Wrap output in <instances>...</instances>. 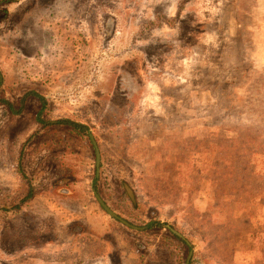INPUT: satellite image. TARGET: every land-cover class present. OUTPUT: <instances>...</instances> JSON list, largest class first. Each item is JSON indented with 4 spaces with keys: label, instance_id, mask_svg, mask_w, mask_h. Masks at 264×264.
<instances>
[{
    "label": "rangeland",
    "instance_id": "374dc122",
    "mask_svg": "<svg viewBox=\"0 0 264 264\" xmlns=\"http://www.w3.org/2000/svg\"><path fill=\"white\" fill-rule=\"evenodd\" d=\"M5 1L0 264L85 261L99 246L86 236L100 238V230L121 234L129 264H187L191 252V264H264V198L253 192L251 202L226 208L211 177L218 143L228 138L238 148L250 143L264 177V0ZM225 85L230 94L217 91ZM29 92L45 100L47 126L88 128L101 151L99 173L93 143L69 128L39 131L40 100ZM3 100L14 110L25 100L22 114L12 116ZM31 131L23 162L32 183L16 162L19 139ZM162 182L164 190L153 187ZM95 192L136 229L112 218ZM235 215L243 224L231 239ZM59 231L83 253L57 255Z\"/></svg>",
    "mask_w": 264,
    "mask_h": 264
},
{
    "label": "trees",
    "instance_id": "16d2710c",
    "mask_svg": "<svg viewBox=\"0 0 264 264\" xmlns=\"http://www.w3.org/2000/svg\"><path fill=\"white\" fill-rule=\"evenodd\" d=\"M13 3V0H6L4 4L10 5ZM5 18L8 17L9 13L4 12ZM232 89L229 88L227 85L225 86H218L217 91L220 93H229ZM35 95L36 98L40 100V109L38 113L36 114V122L39 124V131L43 128H57V127H63V128H69L70 134L72 135H78L83 140H88L91 142L90 135L88 134V128L76 124L74 122L70 121H64L59 122L54 125L47 126V122H45L43 116L45 114L46 109V103L45 100H43L42 97L37 95L34 92H29L25 96H32ZM24 96V97H25ZM224 97V96H222ZM227 97V95L225 96ZM227 99V98H226ZM230 100L227 99V102ZM1 103H5L6 107L10 109L12 116H19L22 114L24 105L26 103L25 100H21L18 106V110H14L12 105L7 101H1ZM13 112L15 115H13ZM93 145V144H92ZM23 151L22 154L24 156L25 152ZM220 148V160L216 164V166L211 171V177L212 180L215 181L218 184V191L221 192V195L225 197L224 203L226 208H233L235 204L237 203H246L248 201L249 195L253 192L258 191H264V177L257 173L254 165H253V154L255 153L252 148L249 149H243L238 151H232L229 141L227 140H220L219 144ZM21 154V157L19 158V174L22 176V178L27 182L29 181V178L23 173V156ZM70 182V179H68ZM67 182V180H64L63 183ZM30 184V183H29ZM31 185V184H30ZM166 183L162 182L157 185H154V188H159L164 190L163 186H165ZM65 194H68V190H65ZM33 197V192L30 189L27 198H25L24 203L28 202ZM156 205L151 206V217H155L158 215V212L156 211ZM231 212L230 210H228ZM243 224L242 220L235 219L233 216L230 220V227L226 230V233L228 235H231L230 238L233 239L236 237V234L239 232L240 226ZM234 226L238 227V230L234 229ZM150 230L160 231L159 228H155L154 224H151L149 226ZM170 235L181 242L183 245L188 247L187 243L180 240L176 235H174L172 232H170Z\"/></svg>",
    "mask_w": 264,
    "mask_h": 264
},
{
    "label": "crops",
    "instance_id": "0c3cea01",
    "mask_svg": "<svg viewBox=\"0 0 264 264\" xmlns=\"http://www.w3.org/2000/svg\"><path fill=\"white\" fill-rule=\"evenodd\" d=\"M24 107H25V105H24ZM19 127H15L14 129H12V131L10 130V134L18 133ZM182 131L183 130H181L180 132H182ZM30 134H32V131L27 133L25 137H22V138L19 139L18 146H20L21 148L16 149V151L19 152V154H18L19 158L21 157V154H22V151H23V147L26 145L25 144L26 137H28ZM228 139L231 141V144L233 145V147L235 149L250 147V143L247 146H242L240 148H238L237 146L235 147L233 138H228ZM16 140H17V137H16ZM21 144H23V145H21ZM25 148H24V152H27L28 150L27 149L25 150ZM22 156H23V154H22ZM19 158H18V160L16 159L18 174H19V169H18V167H19V165H18L19 164ZM23 158L25 160V154H24ZM23 169H24L23 173L27 176V178H29V174H27L26 170H25L26 168L24 166V162H23ZM28 182L32 183V180L29 178ZM31 190H32V192H34L32 186H31ZM258 192H259L258 194L260 195L259 198L261 200H263L264 191H258ZM33 195H34V193H33ZM250 199L251 198L249 197L248 201L251 202L252 200H250ZM238 216H239V214H238ZM234 217H235V219H240V218H237L236 215ZM239 217H243V216H239ZM100 233H101L100 234L101 235L100 238H98L95 234H87V236H86V238H87V240L89 242L91 240L92 241L93 240L94 241L97 240L98 243H99V246L97 245V247L93 244L94 245V247H93L94 252H93V254H91L92 258H87L84 261V258L75 256L74 258H71L69 261H68V258H65L64 262L51 261L50 264H118V263L129 264V261L131 260V250L129 249L130 246L119 238L121 234H116V233H114L112 231H110V234H109L108 232H106V230H103V232H102V230H100ZM53 235L55 236V238H53V239L55 240V242L57 244H59V245L56 244V246H55V250H56V254L57 255H59L58 251H59L60 254H62L64 250H65V252L67 254H71L69 252H73V254H75V253H83V252H81L82 248H79V246L77 244L70 245L68 243H63V241H64L63 239L64 238L60 239V237H62V235H63V231H59V232H57V233H55ZM100 242H102V245H100ZM60 245H64V246H60ZM90 245H91L90 243L87 244V250H88L87 253H89ZM187 245L189 246V243H187ZM98 249H100V250L98 251ZM132 252L133 253H137V251L134 252L133 250H132Z\"/></svg>",
    "mask_w": 264,
    "mask_h": 264
},
{
    "label": "water",
    "instance_id": "95a60500",
    "mask_svg": "<svg viewBox=\"0 0 264 264\" xmlns=\"http://www.w3.org/2000/svg\"><path fill=\"white\" fill-rule=\"evenodd\" d=\"M90 138H91V141L93 143V146L95 148V152H96V157H97V169H98V173L100 172L99 169L101 168V159H102V156H101V151H100V148H99V145L95 139V137L90 134ZM127 190H128V194L130 196V198L136 203L135 201V196L133 194V191L130 190V188L126 187ZM95 195L100 203V205L102 206V208L112 217L114 218L115 220L121 222L122 224H124L125 226H128L129 228H135L133 227L132 225H130L128 222L124 221L123 219H121L117 214H115L110 208L109 206L104 202V200L95 192ZM136 229V228H135ZM174 234L177 235L181 240H185V238H183V236L181 234H179L177 231L173 230ZM193 258V252H191L190 256H189V259H188V262L187 264H190L191 263V260Z\"/></svg>",
    "mask_w": 264,
    "mask_h": 264
},
{
    "label": "bare ground",
    "instance_id": "6f19581e",
    "mask_svg": "<svg viewBox=\"0 0 264 264\" xmlns=\"http://www.w3.org/2000/svg\"><path fill=\"white\" fill-rule=\"evenodd\" d=\"M11 103V102H10ZM175 115L176 114H174V116L173 117H175ZM172 117V116H171ZM179 122H178V127L177 128H179V126L180 127H185V125H184V122H182V120H178ZM170 130V129H169ZM175 131H177V130H175ZM227 141H229V143H230V146H231V150L232 151H238V150H243V149H249V147H246V148H240V149H235L234 147H233V145L231 144V141L230 140H227ZM220 144V141H219V143H218V145ZM217 151H220V148L219 149H217ZM253 165H255L254 163H253ZM212 182L213 183H216L215 181H213L212 180ZM217 184V183H216ZM218 185V184H217ZM172 232H173V230H172ZM174 234V233H173ZM177 236V235H176ZM179 238V237H178ZM180 239V238H179ZM184 242H186L185 240H183Z\"/></svg>",
    "mask_w": 264,
    "mask_h": 264
}]
</instances>
